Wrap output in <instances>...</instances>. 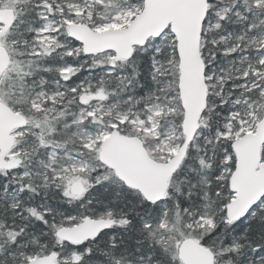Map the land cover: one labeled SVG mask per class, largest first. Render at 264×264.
<instances>
[{"label": "snow or ice", "instance_id": "1", "mask_svg": "<svg viewBox=\"0 0 264 264\" xmlns=\"http://www.w3.org/2000/svg\"><path fill=\"white\" fill-rule=\"evenodd\" d=\"M0 264H264V0H0Z\"/></svg>", "mask_w": 264, "mask_h": 264}]
</instances>
